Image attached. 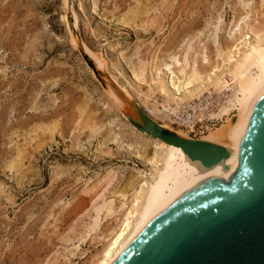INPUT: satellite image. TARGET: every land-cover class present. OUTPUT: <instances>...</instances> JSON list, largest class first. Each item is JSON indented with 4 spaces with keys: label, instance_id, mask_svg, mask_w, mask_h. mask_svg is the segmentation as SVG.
<instances>
[{
    "label": "rangeland",
    "instance_id": "374dc122",
    "mask_svg": "<svg viewBox=\"0 0 264 264\" xmlns=\"http://www.w3.org/2000/svg\"><path fill=\"white\" fill-rule=\"evenodd\" d=\"M248 1L254 9L262 0H0V264H94L113 224L103 212L101 228L82 240L95 208L120 205L127 178L143 169L109 132L125 147L153 148L131 123H141L136 107L115 90L142 101L136 89L153 78L142 61L196 32L210 47L220 21L222 42ZM137 5V20L124 19Z\"/></svg>",
    "mask_w": 264,
    "mask_h": 264
},
{
    "label": "bare ground",
    "instance_id": "6f19581e",
    "mask_svg": "<svg viewBox=\"0 0 264 264\" xmlns=\"http://www.w3.org/2000/svg\"><path fill=\"white\" fill-rule=\"evenodd\" d=\"M251 2H244L245 9L251 8ZM254 7L246 16L232 22L228 37L222 42L219 32L223 24L220 21L214 28L213 37L209 36L212 47L206 45L205 33L201 31L184 38L179 49L155 55L150 62L141 60L139 71L145 76L150 71L153 77L146 92L134 88L142 94L143 100L134 102L129 91L125 90L123 94L115 90L116 101L136 107V110L140 107L156 123L159 120L180 123L182 114H189L199 121L218 120L219 125L209 127L198 140L220 145L230 152L246 129V118L252 105L264 92V19H261L264 0ZM140 10L137 5L124 19L128 20L131 15L136 21ZM249 14L253 15L252 19ZM86 51L89 53L88 49ZM157 94L163 98L161 103L159 98L158 101L155 99ZM102 128L95 127L92 133L97 134ZM119 138L108 134V141L126 148L127 159L138 161L143 169L127 178L126 187L119 193L123 202L116 204L118 207L107 202L95 208V216L82 234V240L101 228L103 212L104 218L113 224L101 237L102 250L94 264H113L171 199L216 165L205 166L200 160H192L181 147L155 137H147L146 142L153 144L150 150L139 143L125 147ZM115 177L116 174L110 172L108 183Z\"/></svg>",
    "mask_w": 264,
    "mask_h": 264
},
{
    "label": "water",
    "instance_id": "95a60500",
    "mask_svg": "<svg viewBox=\"0 0 264 264\" xmlns=\"http://www.w3.org/2000/svg\"><path fill=\"white\" fill-rule=\"evenodd\" d=\"M137 111V129L216 165L171 199L113 264H264V92L230 152Z\"/></svg>",
    "mask_w": 264,
    "mask_h": 264
},
{
    "label": "built area",
    "instance_id": "2783aa9c",
    "mask_svg": "<svg viewBox=\"0 0 264 264\" xmlns=\"http://www.w3.org/2000/svg\"><path fill=\"white\" fill-rule=\"evenodd\" d=\"M177 127L185 130L193 139H199V135L202 132H206L208 127H214L219 125L218 120H212L209 118L203 121L196 120L189 114H182L180 118V123L173 124Z\"/></svg>",
    "mask_w": 264,
    "mask_h": 264
}]
</instances>
